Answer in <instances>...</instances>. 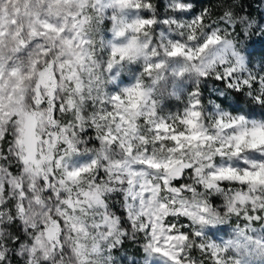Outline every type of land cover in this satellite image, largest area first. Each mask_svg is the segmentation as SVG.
<instances>
[{
	"label": "clouds",
	"instance_id": "obj_1",
	"mask_svg": "<svg viewBox=\"0 0 264 264\" xmlns=\"http://www.w3.org/2000/svg\"><path fill=\"white\" fill-rule=\"evenodd\" d=\"M0 264H264V0H0Z\"/></svg>",
	"mask_w": 264,
	"mask_h": 264
}]
</instances>
